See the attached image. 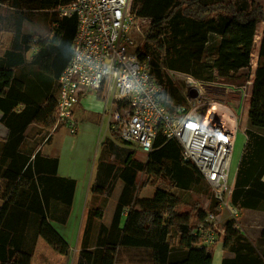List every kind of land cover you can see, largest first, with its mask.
<instances>
[{"label":"trees","instance_id":"trees-1","mask_svg":"<svg viewBox=\"0 0 264 264\" xmlns=\"http://www.w3.org/2000/svg\"><path fill=\"white\" fill-rule=\"evenodd\" d=\"M72 1L34 0L33 3L32 0L28 9L48 10L47 13L53 15L51 21L57 26L55 34L39 39L33 35H17L12 47L0 58V110L3 123L10 129L11 138V166L3 177L11 181L12 190L0 211V264H31L38 237L62 255L69 256L71 251L50 221L66 222L72 209L76 183L54 178L57 174V159L46 160L40 172V152L35 155L36 150L29 154L23 151L24 130L39 107L25 93L15 73L18 67L28 62L27 54L32 50L34 53L28 62L30 65H38L43 59L52 56V70L58 91L60 75L71 59V43L77 30V19L59 18L57 11ZM134 10L140 17L149 20L147 33L142 37L141 52L143 56L151 55L152 75L165 87L164 102L171 110L175 106H172L169 98V91L173 87L169 71L191 75L204 83L213 82L214 71L224 83L235 84L241 78L244 80V76L239 73L248 69L257 28L264 23V5L247 0H134ZM212 36L221 40L214 48L209 46ZM208 56L214 57L212 65L206 63ZM260 58L250 95L248 138L232 195V203L239 210L264 208L263 46ZM20 107L22 110L18 112ZM56 122V116L51 115L46 127L52 129ZM116 135L112 131V136ZM113 147L114 144L109 141L102 144L99 175L92 189L96 197L104 194L108 184L111 187L114 185L113 182H107L113 167L104 161L112 157ZM33 156L35 162L32 164L30 160ZM124 158L125 187L110 227L99 225L105 217L104 205L88 212L81 244L82 263L115 264L116 248L133 247L151 249L153 264H212L213 250L199 247L201 241L193 235L191 215L176 210L183 202L181 196L165 188H158L150 199H137L133 197L134 194H130L139 174L154 177L153 183L165 184L168 178H172L174 168L180 167L189 178L184 192H190L191 186H194L196 192L211 196L210 188L199 170L182 160L180 144L159 135L145 163L133 159L132 152ZM107 168L111 171L109 176L103 173ZM45 169L46 172H43ZM55 201L63 205L62 215L58 219L55 218V212H59L55 209ZM126 208L129 210L121 228ZM208 211L220 213L213 200ZM207 212L200 209L196 220L203 221ZM25 220L37 227L33 230L17 227L23 221L27 222ZM235 225L234 220L228 221L224 236V249L234 253L235 257L225 258L222 264H264V230L259 243H256ZM28 231L35 235L33 241L30 239L26 243L23 233ZM175 239L179 240L177 244Z\"/></svg>","mask_w":264,"mask_h":264},{"label":"built area","instance_id":"built-area-1","mask_svg":"<svg viewBox=\"0 0 264 264\" xmlns=\"http://www.w3.org/2000/svg\"><path fill=\"white\" fill-rule=\"evenodd\" d=\"M57 12L59 18L76 17L77 30L71 59L58 80L55 129L65 126L71 135L77 134L74 110L87 93L93 94L103 104L111 131L135 149L151 153L159 135L176 140L182 160L194 165L210 188L211 196L202 208L213 200L237 222L240 214L232 195L241 159L234 160V154L239 138L246 142L248 138L247 129L241 128L243 107L213 102L204 82L188 78L192 85L184 93V102L169 109L164 102L166 89L152 75V57L143 56V42L137 41L149 20L134 10V0H73ZM253 56L249 77L238 87L244 97L251 95L258 68L259 57L254 62ZM191 89L196 97L190 95ZM220 216L209 211L203 221L191 223L200 248L213 249L221 243L226 229Z\"/></svg>","mask_w":264,"mask_h":264},{"label":"crops","instance_id":"crops-1","mask_svg":"<svg viewBox=\"0 0 264 264\" xmlns=\"http://www.w3.org/2000/svg\"><path fill=\"white\" fill-rule=\"evenodd\" d=\"M16 3L19 4V1ZM28 10L36 11L37 9ZM39 11L45 13L44 19H46V21L48 20L52 28V37L57 28L56 23L54 24V21H51L53 15L50 13L48 14V10ZM7 50L8 49L3 50V54L0 58L5 55ZM33 53L34 50L27 54L28 62L32 59ZM52 60L53 57L50 56L43 59L38 65H30L27 62L16 69L15 78L22 83L25 93L31 98L34 104L39 107L33 120L24 130L25 141L22 145L23 151L29 154L33 152V150H36L35 155L40 152V162L38 160L40 172L43 170L46 160L57 159V174L54 178L67 179L76 183L72 209L69 216L66 218V222L50 221V224H52L60 236L68 243L71 251L69 256L62 255L49 246L43 238L38 237L34 245L31 264H81L83 261L81 244L88 212L90 209L97 208L93 206L95 202L104 205L105 217L99 225L107 228L110 227L121 192L125 187L124 176L126 172L124 171L125 168L123 165L124 156L131 153L129 149H131L132 146L124 141V143H121L115 140V137L112 136L111 122L109 117L104 113L102 102L90 93H87L82 98L80 104L74 110V118L79 124V131L77 134L71 135L67 127L61 126L53 130L54 133H50L48 136L47 133L42 135L40 128L42 126L46 127V122L48 118L53 115L54 109L56 112L58 101V91L56 90V80H54V73L52 70ZM44 64L48 65L46 71L43 69ZM21 110L22 107L17 111L20 112ZM2 118L3 113L0 110V211L12 191L11 181L3 177L4 174L10 170L11 166V138L10 129L3 123ZM10 125L15 126L13 123H10ZM31 132L40 134L39 141H36L35 137L32 136L33 134L30 135ZM56 133L57 136L55 137ZM241 140L244 141V144L241 145L243 151L246 141L243 138ZM47 141H49V143ZM105 141L114 144L112 157H107L104 160L108 165H111L113 169H111L112 172L108 168L104 169L103 173L109 176L108 174L111 172V178L107 179V182H113V180H117L118 178V180L122 181L124 184L120 192L111 193L112 195L115 194V197L110 199L107 203L100 200L103 197H96L92 192L93 186L98 179L99 160L101 158L102 144ZM7 150L8 152H6ZM30 162L32 164L35 162L34 156L31 158ZM53 164L54 163H51V165ZM43 172H46V169ZM114 187H111V191L115 189ZM105 193L106 191H104L103 195H105ZM211 204L208 208L204 207L202 210L207 212ZM55 209L59 210V212H55V215H57L55 218L58 219V217L62 215V203L55 201ZM107 210L112 212V216L110 220L105 221ZM128 210L129 208H126L123 212L121 228L124 226ZM239 214L236 228L252 242L259 243L261 232L264 230V208L259 210L243 209L239 210ZM220 215L221 226L225 227L227 223L225 219L227 216L230 217V214L228 212L225 214L224 211H220ZM25 221L27 222L23 221L18 224L17 227L24 228V230H33V228L37 227L28 220ZM195 221H197L196 214L193 215L191 219V222ZM23 234L25 239H27V241H25L26 243H28L30 239L33 241L34 232L28 231ZM220 239L221 243L214 245L212 249V264H222L225 258L235 257L234 253L224 249V237ZM176 241L175 239V243L177 244L179 240ZM115 259V264H153L152 250L147 248L118 247L116 248Z\"/></svg>","mask_w":264,"mask_h":264},{"label":"rangeland","instance_id":"rangeland-1","mask_svg":"<svg viewBox=\"0 0 264 264\" xmlns=\"http://www.w3.org/2000/svg\"><path fill=\"white\" fill-rule=\"evenodd\" d=\"M17 1H19V4L16 3ZM247 1H249V3L256 2L264 5V0H247ZM30 2H32V0H24V6H22V0H11V1L0 0V56L3 54L4 49H10L12 47L17 35L20 36L33 35L35 39H39L41 37H49L52 35V28L49 25L48 20L46 21V19H44L45 13L40 12L39 10L29 11L28 6L30 5ZM145 24L146 25L143 27L144 28L143 35L147 33V26L149 24V21L146 22ZM143 35H140L137 38L138 43H141L143 41L142 39ZM256 35H257L255 37L256 43H254L253 46V54H254L253 59L255 62V58L259 57V61H258V66H259V63L261 62L260 53L262 50V46L264 47V23L259 24ZM210 40H211V44L209 46L211 48H214V46L221 41L219 38H216L214 36H212ZM212 56L207 57L206 63L208 65L213 64L214 57ZM47 66H48L47 64L43 65V69L45 71L48 69ZM214 74H215L214 75L215 79L213 80V82H205L203 84L207 97H209L210 100H212L213 102H221V101L225 103L236 102L239 107H243L244 113H243L241 128L243 131L245 130V128L248 130L250 128L249 111H250L251 96L249 95L248 97H244L243 96L244 93H242L241 89L238 88L246 83V80L249 77L248 69L240 71L239 74H242L244 76V80L241 78L235 84L224 83L225 82L224 80L217 77L216 71H214ZM168 75L173 83V87L169 91V95H170L169 98L171 100L172 106H179L185 100L184 99L185 91L187 90V88H190L192 85L189 79H195V78L191 75H187L179 72H173V71H169ZM191 90H195V89H191ZM53 116L55 117V109L53 112ZM40 129L42 135L47 133L48 136L50 135V133H54L53 130H55V126L52 129H48L45 126H42ZM30 135L34 136L36 141H39L40 134H34L33 132H31ZM56 136L57 133L55 134V137ZM241 139L242 138L240 137L237 142V146L235 148L234 160H236L237 162L240 159V155L242 151L241 145L244 144V141H242ZM115 140L124 143L120 139L118 134L115 136ZM47 142L49 143V141ZM132 147L129 150L133 153V158L138 161L145 162L147 160L148 154L142 153L139 150H136L134 147L133 148ZM236 161H234L233 167L235 166V164L237 165ZM231 179L233 180L232 176ZM152 180H155V178L152 176H147L146 174L143 173L139 174L135 179L136 184L135 186H133L134 189H132V192L130 194H134L133 197L137 199H150L154 196L158 188H165L166 190L178 194L179 196L182 197L183 202L181 203V205H179V207H177L176 209L177 212L188 213L189 215H191V217L197 214V212L200 211V209L202 208L204 202L210 198V196L196 192L194 186L193 187L191 186V189L189 186V189L191 190L190 192L183 191V190H187L184 188L187 186V183H189L188 181L189 178L187 172L180 167L174 168L172 178L171 179L168 178L165 184L162 182L153 183ZM113 184H114L113 187L115 186L114 187L115 189L113 191H110L111 186H107L106 193L105 195L100 196L103 197L100 200H103L105 203H107L110 199L115 197L114 194L115 192H120V189H122L121 187H124V184L122 183V181H119L118 178L117 180H113ZM202 185L201 186L198 185V186L202 187L206 191L207 189H205ZM112 192H114L113 193L114 195L111 194ZM93 206L102 207L101 204H97V202H95ZM224 212L226 214L227 211L224 210ZM111 216H112V212L107 210V216L105 221L110 220ZM230 220L231 218L227 216L225 222H228ZM176 239H178V236Z\"/></svg>","mask_w":264,"mask_h":264},{"label":"water","instance_id":"water-1","mask_svg":"<svg viewBox=\"0 0 264 264\" xmlns=\"http://www.w3.org/2000/svg\"><path fill=\"white\" fill-rule=\"evenodd\" d=\"M190 95H191L192 97H196V96H197V92H196V90H191Z\"/></svg>","mask_w":264,"mask_h":264}]
</instances>
